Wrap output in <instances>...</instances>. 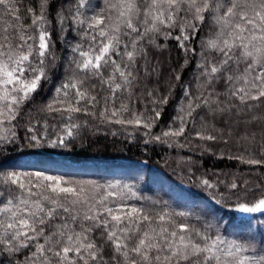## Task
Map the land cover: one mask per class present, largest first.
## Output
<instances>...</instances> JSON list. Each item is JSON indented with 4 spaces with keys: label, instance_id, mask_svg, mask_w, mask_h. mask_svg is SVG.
<instances>
[{
    "label": "trees",
    "instance_id": "16d2710c",
    "mask_svg": "<svg viewBox=\"0 0 264 264\" xmlns=\"http://www.w3.org/2000/svg\"><path fill=\"white\" fill-rule=\"evenodd\" d=\"M12 2L11 13L0 5V30L8 28L12 33L15 28L17 37L20 31L33 36L34 40L28 43L33 44L34 49L39 44L40 31H46L52 54L46 57L47 80L28 102L14 106L16 118L0 117L3 121L0 136L8 137L9 145L14 140L17 145L27 147V138L31 135L43 138L44 149L39 154L21 157L19 167L38 168L65 180L100 185L104 189L110 184L117 185L115 191L125 193L126 203L143 207L154 217L158 213L185 212L190 225L202 229L205 224H212L214 232H219L226 240L254 237L247 243L259 251L260 242L264 241V215L239 213L235 211V204L237 197L241 201H254L264 190V164L245 162L249 159L264 161V106L251 110L243 106L230 107L223 114H213L204 104L208 99H219L222 107L225 103L229 106L233 103L224 95L226 90L222 84L216 85L221 93L219 97L209 96L211 89L206 87V78L201 75L204 69L198 67L220 60L216 52L204 47L206 41L217 38L219 25L211 18L201 23L191 21L189 16L187 19L196 25L194 29L186 27L185 19L179 17L173 22L175 27L160 26V34L149 33L151 43L146 38L137 45L144 48L146 56L137 57L133 85L124 86L118 74L111 84H105L100 77L84 79V73L73 63V58L80 59L79 53H73L72 48L79 44L81 50L89 51L94 43L91 37L95 30H88L87 22L81 25L78 20L100 14L112 16L107 23L115 24L116 14L109 9L115 0H86L92 7L81 8L79 13L75 10L77 0H63L62 20L56 16L62 0L52 3L50 12L42 9L43 0ZM36 16H44L48 21L43 29L38 27L41 22L33 25ZM168 32L170 36L163 34ZM184 35L189 39L183 40ZM102 39L97 37V41ZM121 39L116 52L123 51L124 42L128 40L127 37ZM128 50L133 49L129 47ZM111 58L117 63L127 62L126 57L122 61L115 53ZM30 59H34V67L39 64L38 58ZM112 75V67L102 72L104 81ZM78 79L83 80V84L78 85L80 90L87 92L86 99L77 105L82 110L72 114L49 111L46 106L54 98L63 99L64 91H69L68 99L75 103L76 89L60 93L55 90ZM116 83L122 87L113 93L111 89ZM5 103L0 100V109L7 111ZM235 103L239 105L238 101ZM123 106L129 110L120 112ZM113 111H118L119 115L112 117ZM136 117L140 118V125L110 122L116 119L134 121ZM73 123L78 127L72 129V137H67V130ZM181 127L184 132L180 136L163 135L179 131ZM197 133L216 139L201 140ZM60 136L66 137L67 147H50V141ZM203 180L212 187L204 185ZM233 183L237 184L236 189H231ZM94 237L99 243V231ZM26 254L27 250H22L20 260ZM252 254L251 251L243 253Z\"/></svg>",
    "mask_w": 264,
    "mask_h": 264
},
{
    "label": "snow or ice",
    "instance_id": "6c2138e0",
    "mask_svg": "<svg viewBox=\"0 0 264 264\" xmlns=\"http://www.w3.org/2000/svg\"><path fill=\"white\" fill-rule=\"evenodd\" d=\"M54 2L56 0H43L41 7L50 12ZM0 5L8 13L14 7L12 0H0ZM85 7L91 8L92 5L86 0H77V13ZM109 9L116 14L114 25L107 23L112 16L100 14L78 20L81 25L87 22L88 30H95L91 37L94 43L89 51L81 50L79 44L72 48V52H78L80 57L79 60L73 58V63L79 72L84 73L85 80L100 77L103 83L111 84L118 74L124 86H131L136 80L137 57L146 56L144 48L137 47L139 41L147 38L151 43L149 33L160 34V26L175 27L173 22L178 17L184 18L185 26L193 29L196 25L191 21L203 23L211 18L219 25L220 31L217 38L206 41L204 47L221 58L198 67L204 69L201 75L206 78V87L211 89L209 96L219 97L221 93L216 90V85L222 84L226 90L224 95L233 103L230 106L225 103L222 107L223 102L219 99H208L204 104L213 114H223L230 107L243 106L251 110L264 106V0H115ZM63 10L62 0L56 12L61 20ZM189 16L191 21L187 19ZM37 22H41L38 27L43 29L48 21L44 16H36L33 25ZM10 27L14 28L13 25ZM0 32V100L6 102L7 109H0V117L11 120L16 118L14 106L28 102L47 80L45 65L46 57L52 55L51 40L49 34L41 30L39 44L34 49L33 44L28 43L34 37L26 36L24 31H20L18 37L15 28L12 33L8 28ZM163 34L171 35L170 32ZM97 37L103 39L97 41ZM122 37L128 40L124 42V50L116 52ZM188 39L189 36H183V40ZM129 47L133 50H128ZM181 47H184L183 43ZM113 53L122 61L126 57L127 62L117 63L111 58ZM30 58H38L39 64L34 67V59ZM108 67L113 68V75L104 81L102 72ZM81 84L83 80L78 79L57 88L56 93L76 89V101L72 103L68 99L69 91H64L63 99L54 98L46 106L48 110L69 114L80 112L82 109L77 105L87 97V92L78 87ZM121 87L116 83L111 90L115 93ZM56 104L61 107H55ZM213 104L216 107H212ZM128 110L123 106L120 112ZM118 115V111L111 113L112 117ZM110 122L141 124L139 117L134 121L116 119ZM77 127L73 123L67 130V137H72V129ZM183 132L181 127L179 131L163 135L180 136ZM197 137L216 139L201 133H197ZM49 146L67 147L66 137L50 141ZM43 149V138L36 135L27 138V147L17 145L14 140L9 145V138L0 136V264H264V241L260 242L259 251L247 243L254 237L229 241L214 232L212 224H205L202 229L190 225L185 212L158 213L154 217L143 207L131 206L125 202L127 197L123 191H115L117 185L110 184L104 189L100 185L65 180L38 168L26 170L19 167L21 157L39 154ZM245 162L264 164L256 159ZM202 183L212 187L207 180ZM230 187L236 189L238 186L233 183ZM127 191L131 192V189ZM261 192L254 201H241L237 197L235 211L264 215V190ZM178 217L182 218L179 222ZM97 231L99 243L94 237ZM22 250H27V254L20 260ZM249 251L254 254L243 255Z\"/></svg>",
    "mask_w": 264,
    "mask_h": 264
}]
</instances>
